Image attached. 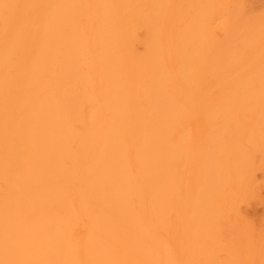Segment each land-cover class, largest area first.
I'll list each match as a JSON object with an SVG mask.
<instances>
[{"label": "bare ground", "instance_id": "obj_1", "mask_svg": "<svg viewBox=\"0 0 264 264\" xmlns=\"http://www.w3.org/2000/svg\"><path fill=\"white\" fill-rule=\"evenodd\" d=\"M264 0H0V264H264Z\"/></svg>", "mask_w": 264, "mask_h": 264}, {"label": "rangeland", "instance_id": "obj_2", "mask_svg": "<svg viewBox=\"0 0 264 264\" xmlns=\"http://www.w3.org/2000/svg\"><path fill=\"white\" fill-rule=\"evenodd\" d=\"M264 195V189H263ZM250 213L254 214L255 216H261L264 214V203H253L249 206Z\"/></svg>", "mask_w": 264, "mask_h": 264}]
</instances>
